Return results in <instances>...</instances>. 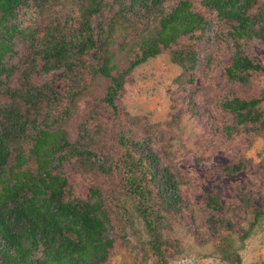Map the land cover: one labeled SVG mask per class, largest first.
Here are the masks:
<instances>
[{
  "label": "trees",
  "instance_id": "1",
  "mask_svg": "<svg viewBox=\"0 0 264 264\" xmlns=\"http://www.w3.org/2000/svg\"><path fill=\"white\" fill-rule=\"evenodd\" d=\"M34 1L38 4L33 5ZM73 1L79 5L75 29L70 33L50 26L54 32L46 33L34 53L31 51L21 61L26 68L21 72L24 85L7 88V98L12 102L0 106V263L105 264L116 238L125 240L133 229L139 241L145 233L141 244L146 258H153L154 264H169L163 229L168 221L167 193L177 188L175 176L165 171L159 177L147 160L151 156L127 149L107 169L124 199L105 198L96 187L90 189L87 197L77 195L69 179L57 169L79 162L80 169L92 173V158L96 154L79 141L69 139L68 132L51 115L55 109L50 108L39 119L44 111L41 104L46 99L41 89L47 88L53 94L54 91L44 84L38 88L31 79L38 67L47 74L61 69L72 72L86 68L85 57H97V65L90 66L91 73L110 80L105 102L117 111V100L128 78L150 59L168 53L171 62L184 72L194 71L199 60L197 44L209 22L194 10L190 0H113V6L109 0ZM63 2L72 0H0V83H7L14 75L17 45L35 39L36 30L21 24L19 11L32 7L43 10L47 4L55 7ZM257 3L258 0H201L205 8L231 22L237 40L245 36L264 38L255 30L258 17L251 15ZM109 6L114 7V13L107 19L104 12ZM260 14L264 17V4ZM72 16L69 11L68 18ZM121 29L135 32L137 37L138 50L126 67L117 62L120 49L115 48L116 33ZM239 48L225 72L230 81L247 83L252 74L263 72L264 67ZM188 80L192 82V77ZM263 103L264 91L251 99L227 100L223 107L235 115L240 126L261 136ZM28 106L36 115L30 113ZM62 114V118L68 117V113ZM151 159L155 162L156 157ZM242 168L234 164L227 169L237 172ZM204 200L213 213L211 219L220 228L217 254L229 264H242L239 251L264 221V209L252 206L250 201L246 203L245 213L249 216L243 219L248 220V228L242 231L241 245L237 246L233 219H227V208L220 195L210 194ZM231 208L235 218L240 215L236 206ZM136 223L141 229H135ZM133 252L137 256L141 253Z\"/></svg>",
  "mask_w": 264,
  "mask_h": 264
},
{
  "label": "rangeland",
  "instance_id": "2",
  "mask_svg": "<svg viewBox=\"0 0 264 264\" xmlns=\"http://www.w3.org/2000/svg\"><path fill=\"white\" fill-rule=\"evenodd\" d=\"M190 1L209 22L197 44L199 60L191 73L172 63L168 53L150 59L128 78L117 100V111L105 102L110 80L91 73L90 66L97 65V57H85L86 68L72 72L61 69L47 74L38 67L31 83L38 88L44 84L54 91L53 94L47 88L41 89L46 99L39 119L50 108L55 109L51 115L68 132L69 139L79 141L96 154L92 173L80 169L79 162L57 169L69 179L77 195L87 197L90 189L96 187L105 198L124 199L115 177L107 172L111 163L127 149L154 156L155 162L147 160L159 177L168 171L177 181V188L168 191L169 202L165 205L168 221L163 231L169 264H229L216 252L220 228L211 219L213 213L206 208L204 199L210 194L220 195L227 219H233L237 246L241 245L242 231L248 228V220L243 219L249 216L245 213L246 203L250 201L252 206L264 209V135L250 133L223 107L227 100L251 99L264 91V71L252 74L247 83L232 82L225 72L238 46L244 55L264 67V38L245 36L237 40L231 22L205 8L201 0ZM109 3L114 5L113 0ZM263 4L264 0H258L251 15L258 17L255 30L264 36V17L260 14ZM112 6L104 12L107 19L114 13ZM78 7L72 0L55 7L47 4L43 10L32 7L19 11L21 24L36 30L35 39L17 45L13 60L17 68L7 83H0V106L12 102L7 98V88L24 85L21 72L26 68L21 66L22 59L31 51L34 53L46 33L54 32L50 26L71 33L77 23ZM69 11L73 12L72 19L68 18ZM134 19L138 22L137 17ZM154 19L152 15L151 20ZM97 22L96 19L95 25ZM124 31L116 33L115 48L120 49L117 62L121 67H126L138 50L135 32ZM261 107L264 111V103ZM27 109L36 115L29 106ZM62 111L68 113L67 118L61 117ZM234 164L243 166L242 170L228 171ZM231 206L238 208L240 215L236 218ZM141 227L136 223L135 229ZM132 230L125 240L116 238L105 264L155 263L142 250L145 233L139 241ZM114 234L117 231L113 230ZM133 251L141 253L137 256ZM239 252L242 264H264V221Z\"/></svg>",
  "mask_w": 264,
  "mask_h": 264
}]
</instances>
